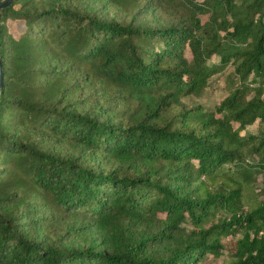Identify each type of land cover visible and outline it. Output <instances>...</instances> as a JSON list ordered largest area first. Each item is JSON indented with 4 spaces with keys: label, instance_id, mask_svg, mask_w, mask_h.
<instances>
[{
    "label": "trees",
    "instance_id": "obj_1",
    "mask_svg": "<svg viewBox=\"0 0 264 264\" xmlns=\"http://www.w3.org/2000/svg\"><path fill=\"white\" fill-rule=\"evenodd\" d=\"M82 1L0 11V264H264V199L243 195L264 164V0H181L160 25ZM226 70L214 109L186 104Z\"/></svg>",
    "mask_w": 264,
    "mask_h": 264
},
{
    "label": "rangeland",
    "instance_id": "obj_2",
    "mask_svg": "<svg viewBox=\"0 0 264 264\" xmlns=\"http://www.w3.org/2000/svg\"><path fill=\"white\" fill-rule=\"evenodd\" d=\"M184 1V0H183ZM181 0H161L160 5L156 6L154 10L144 11L140 14L134 13L133 15H127L123 10L116 8L109 4L106 0H83L81 3L96 11L100 17L103 18H117L120 20H134L137 23H147L150 25H160L164 20L172 18L173 15L179 13V10H184V5ZM186 4L187 2L184 1ZM202 20L205 21L208 18V14L201 15ZM25 27L24 20L11 21V28L15 33H18ZM191 56L190 52H187ZM216 58V57H215ZM233 70H226L222 73H216L211 77L209 86L204 90L201 95H188L184 98V101L188 106H202L205 110H212L216 104L220 103L230 92V80L226 78L228 73H232ZM239 122H235L237 127ZM258 122L249 124L248 131H257ZM245 130L242 129L241 133ZM249 164L254 160H259L257 152L248 156ZM255 169L252 170V174H249L247 182L244 185V206L245 208H251L259 201L264 199V164H254ZM237 236L241 233L236 234ZM232 261V254L230 251H225L220 256L209 255L207 263L210 264H229Z\"/></svg>",
    "mask_w": 264,
    "mask_h": 264
},
{
    "label": "water",
    "instance_id": "obj_3",
    "mask_svg": "<svg viewBox=\"0 0 264 264\" xmlns=\"http://www.w3.org/2000/svg\"><path fill=\"white\" fill-rule=\"evenodd\" d=\"M15 0H0V11L12 4ZM4 86V68H3V60L0 54V94Z\"/></svg>",
    "mask_w": 264,
    "mask_h": 264
}]
</instances>
